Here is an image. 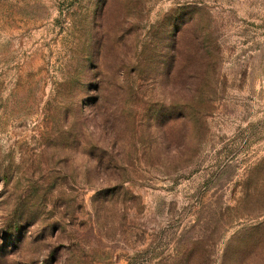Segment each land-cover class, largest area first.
I'll list each match as a JSON object with an SVG mask.
<instances>
[{
	"label": "rangeland",
	"instance_id": "374dc122",
	"mask_svg": "<svg viewBox=\"0 0 264 264\" xmlns=\"http://www.w3.org/2000/svg\"><path fill=\"white\" fill-rule=\"evenodd\" d=\"M0 264H264V0H0Z\"/></svg>",
	"mask_w": 264,
	"mask_h": 264
}]
</instances>
